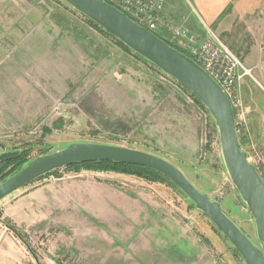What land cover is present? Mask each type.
<instances>
[{
  "label": "rangeland",
  "instance_id": "1",
  "mask_svg": "<svg viewBox=\"0 0 264 264\" xmlns=\"http://www.w3.org/2000/svg\"><path fill=\"white\" fill-rule=\"evenodd\" d=\"M188 1L247 70L237 84L245 109L236 121L237 138L264 177V0ZM162 21L155 33L177 49L170 26L199 37ZM214 125L193 94L62 0H0V153L21 154L0 164L4 174L77 142L159 155L262 248L225 171ZM121 169L64 167L0 200V264H188L196 251L206 262L244 264L177 187L139 169ZM57 178L110 185L138 206H110L116 212L107 220L81 206H28L35 223L20 226L27 216L8 205ZM10 210L17 212L9 216Z\"/></svg>",
  "mask_w": 264,
  "mask_h": 264
},
{
  "label": "water",
  "instance_id": "2",
  "mask_svg": "<svg viewBox=\"0 0 264 264\" xmlns=\"http://www.w3.org/2000/svg\"><path fill=\"white\" fill-rule=\"evenodd\" d=\"M78 13L121 41L175 80L195 96L210 113L218 131L219 147L225 171L246 205L255 226V244L222 210L217 201L200 192L174 164L151 153L110 144L77 142L53 153L31 159L14 174L0 182V200L51 171L88 161H112L150 168L171 181L206 219L222 233L242 257L244 264H264V179L251 164L237 138V126L231 102L207 72L190 57L165 43L152 31L136 24L115 6L103 0H62ZM19 152H2L0 161L16 158Z\"/></svg>",
  "mask_w": 264,
  "mask_h": 264
},
{
  "label": "crops",
  "instance_id": "3",
  "mask_svg": "<svg viewBox=\"0 0 264 264\" xmlns=\"http://www.w3.org/2000/svg\"><path fill=\"white\" fill-rule=\"evenodd\" d=\"M190 6L191 4L188 0H164L162 15L166 20L168 19L170 22L180 24L192 34H197L199 39H201L204 35L203 33H205L204 27L207 25L202 21L203 19L197 12H195L196 14L193 12ZM262 39L264 41V38ZM57 181H60V178H57L54 183L50 182L31 188L32 190H28L27 193L8 205L19 206V209L27 216L25 221H19L20 226L27 227L35 223L33 219L29 221V213H27L29 212L28 206H66V208L81 206L82 210L88 211L89 213H97L100 218L106 220L111 219L116 212L110 209V206L124 211L127 210V206H138V202L133 196L126 194L122 190L115 189L110 185L99 183L89 178L76 182ZM15 212L17 211L10 210L8 214L9 216H13ZM178 257L182 259L181 256ZM202 257L203 253L196 251L194 258H192L194 261L188 264H218L216 259L206 262ZM165 264L174 263L169 261L168 263L165 262ZM182 264H186L185 261Z\"/></svg>",
  "mask_w": 264,
  "mask_h": 264
},
{
  "label": "built area",
  "instance_id": "4",
  "mask_svg": "<svg viewBox=\"0 0 264 264\" xmlns=\"http://www.w3.org/2000/svg\"><path fill=\"white\" fill-rule=\"evenodd\" d=\"M103 1L115 6L136 24L152 32L163 22L164 0ZM168 30L178 48L207 72L206 74L224 91L231 102L235 122L237 119H243L245 109L239 99L237 84L247 74V70L240 59L207 26L204 27L205 33L201 39L189 34L188 31H179L174 26H170Z\"/></svg>",
  "mask_w": 264,
  "mask_h": 264
},
{
  "label": "trees",
  "instance_id": "5",
  "mask_svg": "<svg viewBox=\"0 0 264 264\" xmlns=\"http://www.w3.org/2000/svg\"><path fill=\"white\" fill-rule=\"evenodd\" d=\"M88 21L89 22H91L92 23V25H95V23H93L92 21H90L89 19H88ZM95 26H97V25H95ZM99 27V26H98ZM100 29H101V27H99ZM103 30V29H102ZM104 31V30H103ZM105 32V31H104ZM106 33V32H105ZM154 34H156L155 36H158V34L157 33H155V31L153 32ZM107 34V33H106ZM109 35V34H108ZM111 36V35H110ZM112 38H113V36H111ZM160 39H162L165 43H167L168 45H170L172 48H175L176 50H178L179 52H181V53H183V54H185L183 51H181V49L179 50V49H177L176 47H174L173 45H171V44H169L167 41H165L162 37H160V36H158ZM114 39H116V38H114ZM117 40V39H116ZM118 42H120L122 45H124L121 41H119V40H117ZM126 48H127V46L126 45H124ZM127 49H129L130 50V48H127ZM137 55V54H136ZM185 55H187V54H185ZM138 57H140L139 55H137ZM141 58V57H140ZM143 59V58H142ZM145 60V59H144ZM148 62V61H147ZM21 157V154H19V156L18 157H16V158H12V159H8V160H1L0 161V164L1 163H8V164H10V163H12L13 161H16L17 159H19ZM81 165H89V166H95L97 169H99V170H115V171H122L123 169H121V168H128V169H130V168H134V169H139V170H141V172H143V173H151V174H153V175H155V176H158V177H161V178H163V179H165V181H168V179L166 178V177H164L162 174H160V173H158L157 171H155V170H153V169H150V168H145V167H143V166H139V165H129V164H122V163H117V162H112V161H88V162H83V163H77V164H72V165H69V166H67V167H65V168H70V167H75V166H81ZM3 168H1L0 169V174H1V176H0V182H2V181H4L7 177H9L11 174H12V172H14V170H12L10 173H6V174H4L3 173ZM58 170V169H57ZM54 171H56V170H54ZM53 171H51L50 173H52ZM14 174V173H13ZM49 174V173H48ZM262 177V176H261ZM263 179H264V177H262ZM169 183H171L173 186H175L171 181H168ZM175 187H177V186H175ZM178 188V187H177ZM7 227H9V229L10 230H12L15 234H17V232H16V229L13 227V226H7ZM19 236V235H18ZM20 238H21V236H20ZM237 252V251H236Z\"/></svg>",
  "mask_w": 264,
  "mask_h": 264
}]
</instances>
